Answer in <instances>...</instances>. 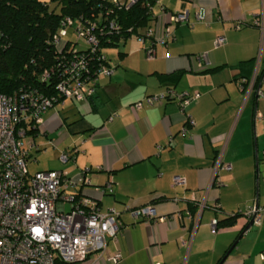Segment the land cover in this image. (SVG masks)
<instances>
[{
  "label": "crops",
  "instance_id": "crops-1",
  "mask_svg": "<svg viewBox=\"0 0 264 264\" xmlns=\"http://www.w3.org/2000/svg\"><path fill=\"white\" fill-rule=\"evenodd\" d=\"M160 6L187 10L188 20L169 26L172 38L155 46L153 59L141 45L124 48L118 64L108 59L114 72L99 77L92 97L55 103L27 136L36 170L76 175L91 168V183L73 188L92 195L101 210L119 212L116 242L106 237L103 252L67 264H112L116 251V264H264V215L248 228L244 216L264 204V73L255 86L264 32L252 25L264 0H160ZM218 36L226 42L215 47ZM168 88L198 97L184 109L176 97L132 105ZM220 153L231 170L219 168L212 181ZM174 176L184 183L173 184ZM110 179L111 193L95 190ZM148 205L163 220L135 219L131 211Z\"/></svg>",
  "mask_w": 264,
  "mask_h": 264
},
{
  "label": "built area",
  "instance_id": "built-area-1",
  "mask_svg": "<svg viewBox=\"0 0 264 264\" xmlns=\"http://www.w3.org/2000/svg\"><path fill=\"white\" fill-rule=\"evenodd\" d=\"M108 1L111 6L104 16L98 13L91 19L85 14L78 17L67 14L61 18L51 39L59 50L58 61L45 68L42 74L45 81L55 78L53 81L57 92H46L31 85L21 86L12 94L0 92V264H56L59 259L79 261L88 258L93 251L103 252L106 237L116 242L118 210L114 207L101 210L92 195L73 188L78 184L91 183L87 174L91 168H85L76 175L54 168L31 171L28 157L30 144L33 143L27 139L28 130L37 129L44 119V113L55 103L66 97L87 101L95 94L99 77L114 72V66L109 63L100 45L98 33H120L122 26L118 18L112 15L113 9H127L138 0ZM153 4H148L154 17L152 25L132 34L136 35L148 60L155 57L156 45L171 40L169 26L188 20L187 10L173 11L160 6L157 13ZM252 25L264 32L263 10L254 15ZM131 30L128 28V31ZM78 38H84L87 45L77 48ZM213 42L218 47L226 39L218 36ZM201 58L205 63L209 62L207 52ZM257 94L261 92L257 90ZM175 97L184 109L197 99L198 94L177 95L168 88L132 105L140 109L143 104L151 106ZM112 117L108 118L111 120ZM69 156L66 151L60 154L63 161ZM219 168L231 170V165L222 161L221 153L213 166L212 181H215ZM172 181L173 184L184 183L180 176H174ZM112 183L110 179L95 190L111 193ZM66 202H70V209L66 208ZM131 213L135 219L143 218L147 223L163 220V217L157 216L152 205L133 209ZM263 215L264 204H254L244 214L256 225ZM210 223L214 231L217 220L213 219ZM120 258L121 253L116 251L109 260L116 264ZM260 258L264 260V250Z\"/></svg>",
  "mask_w": 264,
  "mask_h": 264
},
{
  "label": "trees",
  "instance_id": "trees-1",
  "mask_svg": "<svg viewBox=\"0 0 264 264\" xmlns=\"http://www.w3.org/2000/svg\"><path fill=\"white\" fill-rule=\"evenodd\" d=\"M52 1L55 3L54 7L44 0H0V92L12 94L25 85L40 87L50 93L57 92L53 81L55 78L45 81L42 74L45 68L58 61L59 50L51 39L61 18L67 14L74 17L85 14L92 19L98 13L104 16L106 9L111 6L108 0ZM154 2L155 0H138L127 9H113L112 15L118 18L122 29L116 34L98 33L102 49L117 46L133 33L137 34L140 29L152 25L154 17L148 4L152 5ZM128 28L132 30L128 31ZM263 73L264 67L257 75L255 86ZM38 128H31L28 133H34ZM193 211L191 209L190 212ZM236 216L228 217L222 223H232ZM67 263L69 262L59 259L56 264Z\"/></svg>",
  "mask_w": 264,
  "mask_h": 264
},
{
  "label": "rangeland",
  "instance_id": "rangeland-1",
  "mask_svg": "<svg viewBox=\"0 0 264 264\" xmlns=\"http://www.w3.org/2000/svg\"><path fill=\"white\" fill-rule=\"evenodd\" d=\"M44 1L49 2V4H50L51 7H54L55 6L54 1H52V0H44ZM153 6L156 8V11L158 12V10H159L158 7H160V0H157L153 4ZM58 9H60V8L58 7ZM121 42L122 41H120L117 46L116 45L115 46H108V47L104 48V52H105V54L107 56L106 58L110 59L111 60V63H113V64H116V63L118 64V62H119L118 61V58H117L118 57V52L119 53L123 52L124 51V48L128 50L132 46H138V48L140 47L139 46L140 44H139V41H138L136 35H131L129 37V39H128V41H127L126 44H123ZM86 45H87V43L85 42V39L84 38H78L77 48H83ZM112 66H114V65H112ZM37 157H39L38 159H40L39 154H38ZM37 162L38 161H35L34 160V155H32L31 160L28 161L29 169L31 171H36V169L38 167ZM70 207H71L70 206V202H66V208L67 209H70Z\"/></svg>",
  "mask_w": 264,
  "mask_h": 264
},
{
  "label": "water",
  "instance_id": "water-1",
  "mask_svg": "<svg viewBox=\"0 0 264 264\" xmlns=\"http://www.w3.org/2000/svg\"><path fill=\"white\" fill-rule=\"evenodd\" d=\"M252 224H253V221H252V219H250V220L248 221V224L246 225V228L250 227Z\"/></svg>",
  "mask_w": 264,
  "mask_h": 264
}]
</instances>
